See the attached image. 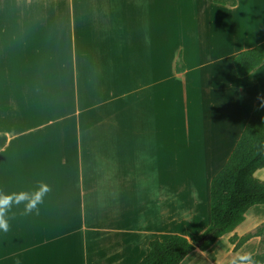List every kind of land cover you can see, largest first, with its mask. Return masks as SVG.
<instances>
[{
  "label": "crops",
  "instance_id": "crops-1",
  "mask_svg": "<svg viewBox=\"0 0 264 264\" xmlns=\"http://www.w3.org/2000/svg\"><path fill=\"white\" fill-rule=\"evenodd\" d=\"M0 0V193L51 191L0 232V264H139L201 236L211 183L264 95V0ZM181 62L183 70L178 71ZM255 176L264 182V169ZM264 205L181 264L258 254Z\"/></svg>",
  "mask_w": 264,
  "mask_h": 264
},
{
  "label": "trees",
  "instance_id": "trees-1",
  "mask_svg": "<svg viewBox=\"0 0 264 264\" xmlns=\"http://www.w3.org/2000/svg\"><path fill=\"white\" fill-rule=\"evenodd\" d=\"M216 4L234 7L236 0H214ZM264 64V42L242 51L234 58L239 78L249 76ZM177 70L182 71L181 62ZM8 142L0 136V150ZM264 169V95L257 101L252 115L237 142L231 156L211 183V224L201 236L188 234L173 235L168 239L153 240L149 253L139 264H181L192 252L209 250L215 242L232 232L244 220L246 213L254 206L264 205V182L255 174ZM254 237H264V224L253 233L242 238L230 239L234 250ZM264 240H262L263 244ZM264 264V253L253 256Z\"/></svg>",
  "mask_w": 264,
  "mask_h": 264
},
{
  "label": "clouds",
  "instance_id": "clouds-1",
  "mask_svg": "<svg viewBox=\"0 0 264 264\" xmlns=\"http://www.w3.org/2000/svg\"><path fill=\"white\" fill-rule=\"evenodd\" d=\"M51 191L47 183L41 182L37 188L32 191H20L11 194L0 193V232L7 233L10 230V221L15 219L13 208H19L21 216H30L38 214L39 205L44 202V197ZM230 264H261L260 261L254 259L251 253H236Z\"/></svg>",
  "mask_w": 264,
  "mask_h": 264
},
{
  "label": "rangeland",
  "instance_id": "rangeland-1",
  "mask_svg": "<svg viewBox=\"0 0 264 264\" xmlns=\"http://www.w3.org/2000/svg\"><path fill=\"white\" fill-rule=\"evenodd\" d=\"M263 240H264V238H263ZM261 251L264 253V242H263V244H262Z\"/></svg>",
  "mask_w": 264,
  "mask_h": 264
}]
</instances>
